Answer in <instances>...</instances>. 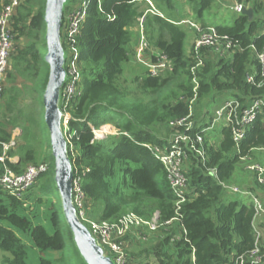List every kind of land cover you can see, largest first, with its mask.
Returning <instances> with one entry per match:
<instances>
[{
  "label": "trees",
  "instance_id": "obj_1",
  "mask_svg": "<svg viewBox=\"0 0 264 264\" xmlns=\"http://www.w3.org/2000/svg\"><path fill=\"white\" fill-rule=\"evenodd\" d=\"M82 1L68 0L65 15ZM147 1L89 0L76 44L80 57L77 91L67 101L63 94L67 81L60 102V109L70 114L66 137L74 174L80 177L92 220L114 223L128 213L147 221L158 213L160 225L178 219L163 226L167 236H160L149 258L139 264H233L236 257L250 253L255 247V210L251 199L247 198V203L233 197L222 184L231 185L243 158L258 160L255 152L264 150V114L248 128L239 147L230 129L222 126L217 146L210 142L208 133L202 135L205 161L196 153L187 152L188 195L179 217L164 166L147 146L168 147L175 133L184 132L174 130L170 123L188 117L190 112L194 122L191 136L210 128L214 119L207 120L210 107L222 96L238 100L242 107L264 99V88L247 83V76L258 74L257 54L264 49V1L232 0L234 5L252 9L253 18L235 11L238 17L232 26H213L210 22L219 17L227 0H188L202 28H216L220 36L228 37L233 44L228 52L231 57H218L217 62L210 56L214 54L210 51L213 48H203L200 67L194 46L191 57L185 53L186 33L181 23L188 15L181 2L150 0L153 8ZM46 3L47 0H25L12 19L11 72L0 105V159L6 158L0 161V175L5 169L22 174L28 166L47 163L50 170L37 179L44 178L45 185L40 190L47 195L51 182H55L54 159L48 154L40 129L43 108L38 107L49 75L43 52L47 47ZM140 18H144L150 47L165 55L170 67L156 77L150 76L146 68L134 79L136 90L132 93L118 82L136 52ZM23 40L25 48L20 46ZM63 46L67 70L70 57L65 42ZM19 79L22 86L16 85ZM27 92L34 96L37 110L23 120L20 97ZM106 125L114 126L117 135L96 141L93 131ZM16 128L21 129L20 143L6 153L4 144L12 140ZM15 157L19 158L16 163L12 162ZM252 181L254 185L246 191L264 190L254 178ZM0 196L8 198L5 201L0 197L3 264H29L28 248L20 237L27 233L31 234L32 246L40 252L39 264H85L61 206L58 209L52 201L50 220L54 231L49 233L43 225L34 224V213H27L23 203L1 189ZM260 248L264 255V243L260 242ZM47 254H59L60 258L53 262L47 259Z\"/></svg>",
  "mask_w": 264,
  "mask_h": 264
},
{
  "label": "built area",
  "instance_id": "obj_2",
  "mask_svg": "<svg viewBox=\"0 0 264 264\" xmlns=\"http://www.w3.org/2000/svg\"><path fill=\"white\" fill-rule=\"evenodd\" d=\"M25 0H8L0 8V105L2 104L3 92L5 86L8 85V74L11 72V56L14 50V38L12 35V19L16 13L17 8ZM264 1V0H263ZM89 0H84L77 3L72 7L71 12L64 16V22L62 27V42L76 51L77 38L81 34V28L85 22L87 16V6ZM243 6L235 5L234 10L242 12ZM154 14L155 12L152 11ZM140 25V43L138 49L135 52V59L141 62L147 67L150 76L156 77L164 73L169 69V63L167 57L161 52H154L146 43L144 39L143 24L144 18L138 20ZM191 24L182 22L181 24ZM192 29L198 32L199 38L194 43L196 59L199 60L197 67L202 66L203 62L200 59V51L203 48H215L216 51L221 49L231 50L232 42L228 40V37L220 36L217 29L214 27L202 28L200 25L196 26L195 23L191 24ZM264 34V31H263ZM258 62V74L247 76V83L256 86L257 88H264V49L257 54ZM70 72H68L69 83L67 88L63 92L67 101H69L77 91V80H74L75 74L72 64H69ZM79 76V75H78ZM73 77V78H72ZM66 81V82H67ZM70 83H73L70 85ZM62 97V96H61ZM67 106V104H66ZM192 110V109H191ZM62 130L65 134L68 133V124L70 121V114L66 111H62ZM264 114V99H256L246 107H242L241 103L236 99H231L216 111V115L211 123L210 128L204 129L201 133L196 134L194 137L190 133L194 129V122L192 121L193 114L190 112L188 117L178 120L177 122H171L170 126L174 130L184 129V132L178 131L174 137L170 139L169 146L161 148L158 146H147L155 158L162 163L166 171L169 186L176 199V213L179 217L181 206L186 202L188 195V178L186 176V168L188 167V151L199 155L203 161L206 160V154L204 152V134L209 130H212L217 123H220L224 127L230 129L234 143L239 147V144L245 139L246 132L250 126H252L258 119V116ZM102 130V129H101ZM96 141H102L105 139L106 133L103 130L101 134L96 130L93 131ZM20 129L16 128L12 131V140L8 144H4V151L7 153L13 148L18 146ZM111 135V134H110ZM112 135H117V132ZM203 135V136H202ZM68 137L72 138V135ZM67 142L68 138L66 137ZM69 144V143H68ZM5 156L0 159L1 162L5 161ZM242 160H246L243 158ZM50 170V166L47 163H43L37 166H28L22 174H16L9 169L0 175V189L8 195L21 201L24 194L34 186L37 179L46 174ZM247 170L252 174L254 180L260 187H264V166L260 164H252L247 166ZM215 175L216 171L212 170ZM223 188L230 194H242L253 203L255 210L254 217V231L256 234V243L254 249L246 254L236 257L233 264H264V255L260 248L261 234L257 228L256 221L258 218L264 217V200L252 194L249 191L241 192L238 187L232 185L222 184ZM73 203L77 210V216L82 224H84L96 242L102 246L105 254L112 258L114 264H134L132 263V257L127 253V244L124 238L136 231L140 233L143 230L156 231L163 226L172 224L173 221H169L164 225H160L159 214H154L152 220L147 221L133 213H128L123 216L117 222H100L90 218L88 212L87 197L80 185V177L77 175L73 181ZM141 234V233H140Z\"/></svg>",
  "mask_w": 264,
  "mask_h": 264
},
{
  "label": "rangeland",
  "instance_id": "obj_3",
  "mask_svg": "<svg viewBox=\"0 0 264 264\" xmlns=\"http://www.w3.org/2000/svg\"><path fill=\"white\" fill-rule=\"evenodd\" d=\"M3 2L5 0H2ZM181 2V5L185 8V12H186V16L185 17V21L186 23H191L195 25L202 26L201 22H198V20L196 19V17H194V12L191 11L189 5L187 4L188 0H179ZM231 1V2H230ZM148 5L152 6L154 8V4L148 0ZM227 6H223L222 9L219 11V17L215 18L214 20H212L210 22L211 25H221V26H232L235 19L238 17V15L235 13V10L232 8L234 6V3L232 2V0H227ZM5 3V2H4ZM230 3V4H229ZM1 0H0V8H1ZM219 4V3H218ZM144 7H146V5H144ZM139 23V22H138ZM191 24H181L182 28L185 30L186 33V41H185V53L186 55H188L189 57H191V51L192 48L194 46L195 41L199 38V35L197 33H195V31L192 29ZM140 25H139V30L138 33L136 34V39L137 40V45H136V49H135V45H134V49L137 50L139 47V43H140ZM143 36L144 39L146 41V43L148 44V46L150 47L149 43L147 42V37L143 28ZM135 39V40H136ZM134 40V41H135ZM25 40H23V43L21 46V48H25ZM216 48V47H215ZM215 48L211 49L210 51L214 54L210 55L213 56L212 59L215 60V62H217V60H219L220 58H230L231 54H229L228 52H230L229 50L221 49L220 51H216ZM151 52L152 49L154 50V52H156L157 50L155 48H151ZM67 50L69 52V57L70 60L68 62L67 65V70L68 72H70L69 69V64H72L73 67V71L72 73H76L75 74V79L77 80L79 78V72H80V67H79V52L75 50H73L70 47H67ZM44 55L47 56V51H43ZM133 55V54H132ZM220 57V58H218ZM146 66H144L141 62L136 61L135 59V53L133 55V59L131 60L130 63H128L126 65L125 68V73L124 75L120 78L119 80V85L125 89H129L130 92H134L136 90V83L134 82V79L136 78V76H139L140 74L143 73V71L146 70ZM73 78V77H72ZM23 81L22 80H17L16 85L17 86H22ZM73 83H70V85ZM34 96L27 92L25 93L24 97H20V105H21V109L24 111V115H23V120H25L28 116H30L32 113H34L37 109L35 106V101H34ZM230 99H226L225 96L220 97L216 102H214L212 104V106L210 107V116L207 117V120H209L210 117L214 118L216 115V111L218 109H220L225 102L229 101ZM38 107H44V103L43 100L42 102H39ZM22 120V121H23ZM22 123V122H21ZM39 123H40V129L42 131V134L44 136L45 142H46V148H49L48 154H51V150H50V145H49V133L47 131V129L45 128V121H44V110H41L40 116H39ZM22 126V124H21ZM222 126L220 123H217L215 125V127L212 130H209L207 133L209 135V139L210 142L217 146L219 141L221 140V130H222ZM103 130V133H106V136H111L113 133H115L116 128L112 125H106L101 127L100 129L96 130L97 133L99 132L101 134L100 131ZM20 133H21V129H20ZM111 134V135H110ZM107 139V137L105 138ZM104 140V139H103ZM37 145V144H36ZM40 144L38 143L37 146H39ZM257 153V154H256ZM255 156H257L258 160H255L254 158H252L250 161L248 160H242V162L237 166L234 177H233V181L231 183L232 186L238 187L241 192H245L248 188H250L251 186L254 185L253 181H252V176L250 175V172L247 170V166L252 165V164H260L262 166H264V150L262 152H255ZM42 162H48L47 160H42ZM41 163V162H40ZM39 164V163H38ZM52 165V164H51ZM44 178H41L40 180H38L34 186L29 190L28 193L24 194V196L21 198V203H23L24 207L27 208L26 211L27 213L32 214L33 217V222L34 224H38V225H43L49 233H53L54 231V227L52 226L51 220H50V214H51V208H52V201L53 204L58 207L61 206V198L58 192V188L57 185L54 181L51 182L49 188H50V193L49 194H44L40 189H43L44 187ZM260 188H264V187H260ZM258 192H256L257 195H260L261 198L264 200V190H258ZM5 193V192H4ZM7 194V193H5ZM1 199L7 201L8 198L6 196H0ZM233 197L235 198H239L240 200H245L247 203L249 202L247 200L248 197L242 195V194H235ZM39 199H42V203H39ZM59 204V205H58ZM53 205V206H54ZM62 208V207H61ZM21 212V210H20ZM257 227L260 234H261V242L264 243V217L258 218V220L256 221ZM176 227V226H174ZM165 229H171L169 228H165ZM141 233V234H140ZM140 233L136 232V231H132V233L128 234L123 241L126 242L127 244V253L132 255V263L134 264H139L142 260L144 261L147 260L148 254L149 252L153 251V247L154 245L158 244L159 242V238L160 236H167L168 232H164L163 227L159 228L156 231H148V230H143ZM20 237L22 239V241L26 244L27 248H28V254H29V264H39L40 261V252L37 251L33 246H32V239H31V234L27 233V234H20ZM60 258V255H54V254H47V259L52 260L54 262V259H58ZM3 256L0 255V264H3ZM150 261L153 262V259L150 258Z\"/></svg>",
  "mask_w": 264,
  "mask_h": 264
},
{
  "label": "water",
  "instance_id": "obj_4",
  "mask_svg": "<svg viewBox=\"0 0 264 264\" xmlns=\"http://www.w3.org/2000/svg\"><path fill=\"white\" fill-rule=\"evenodd\" d=\"M68 0H47L44 24L46 63L49 67L47 84L43 93L44 121L49 133V145L54 159V180L61 198L63 217L73 236V242L85 264H114L105 254L89 229L80 222L73 203L74 168L69 156L68 142L62 130L63 113L60 109L62 91L68 79L66 52L62 42L65 6ZM242 13L253 18L252 9L242 8Z\"/></svg>",
  "mask_w": 264,
  "mask_h": 264
},
{
  "label": "crops",
  "instance_id": "obj_5",
  "mask_svg": "<svg viewBox=\"0 0 264 264\" xmlns=\"http://www.w3.org/2000/svg\"><path fill=\"white\" fill-rule=\"evenodd\" d=\"M7 0H5L4 2H6ZM1 2H2V4H1V6L3 5V4H5L2 0H1ZM234 7H235V5H234ZM234 7H232L233 9H234ZM152 13V12H151ZM20 142V141H19ZM18 160H19V158L18 157H15V158H13L12 159V162H18ZM249 192H251L252 194H254V195H257L256 193H253L252 191H249ZM257 228H259V227H257Z\"/></svg>",
  "mask_w": 264,
  "mask_h": 264
}]
</instances>
